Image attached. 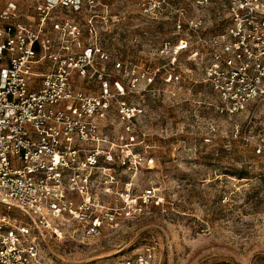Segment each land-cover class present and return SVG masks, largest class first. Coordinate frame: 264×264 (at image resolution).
<instances>
[{
	"label": "built area",
	"instance_id": "2783aa9c",
	"mask_svg": "<svg viewBox=\"0 0 264 264\" xmlns=\"http://www.w3.org/2000/svg\"><path fill=\"white\" fill-rule=\"evenodd\" d=\"M214 1L224 2L229 20L210 31L212 21L203 13L188 15L183 3L138 0L145 12L166 13L173 22L174 36L163 38L158 54L175 59L191 52L217 93L216 112L248 116L264 108V0L192 4L202 9ZM98 4L0 0V264H43L39 236L75 229L100 234L155 197L153 186L135 194L133 182L120 179L116 160L117 148L127 147L131 167L133 144L148 147L142 109L122 97L139 92L142 81L151 84L159 68L141 72L97 42L90 12ZM84 14L86 24L78 17ZM88 85L92 91L84 89ZM113 109L129 137L124 144L106 132ZM255 147L264 153V137ZM153 259V247L145 246L122 264Z\"/></svg>",
	"mask_w": 264,
	"mask_h": 264
},
{
	"label": "rangeland",
	"instance_id": "374dc122",
	"mask_svg": "<svg viewBox=\"0 0 264 264\" xmlns=\"http://www.w3.org/2000/svg\"><path fill=\"white\" fill-rule=\"evenodd\" d=\"M98 1L90 12L96 15L97 42L139 64L141 72L159 68L151 84L142 81L139 92L122 97L142 109L138 119L148 131V147L133 144L131 167L127 147L117 148L116 160L120 179L133 182L135 194L153 186L155 197L100 234L75 229L39 236L41 261L122 264L151 246L152 264H264V153L255 147L264 137V108H252L251 120L247 112L219 115L217 93L203 81L202 61L189 51L175 59L158 54L163 38L174 36L166 13L145 12L138 0ZM174 1L188 15L203 13L212 21L210 31L229 20L224 2L201 9L194 0ZM87 15L77 16L85 23ZM83 31L90 35L87 25ZM123 84L126 90V78ZM84 89L92 91L90 85ZM105 123L117 144L129 141L114 109Z\"/></svg>",
	"mask_w": 264,
	"mask_h": 264
}]
</instances>
